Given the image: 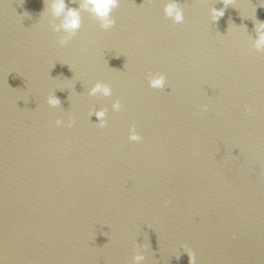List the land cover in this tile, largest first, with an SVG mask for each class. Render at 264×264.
<instances>
[{
  "label": "water",
  "instance_id": "1",
  "mask_svg": "<svg viewBox=\"0 0 264 264\" xmlns=\"http://www.w3.org/2000/svg\"><path fill=\"white\" fill-rule=\"evenodd\" d=\"M167 2L121 0L109 30L82 11L60 45L51 0H0V264H189L184 246L195 264H264V6L212 22L221 3L177 0L175 24ZM98 81L111 96L88 95Z\"/></svg>",
  "mask_w": 264,
  "mask_h": 264
},
{
  "label": "clouds",
  "instance_id": "2",
  "mask_svg": "<svg viewBox=\"0 0 264 264\" xmlns=\"http://www.w3.org/2000/svg\"><path fill=\"white\" fill-rule=\"evenodd\" d=\"M121 0H79V7L73 8L69 7L66 4V0H51L50 9L51 14L54 17L60 18L59 24H53L52 30L56 33H63L59 36L58 43L60 45L67 44L79 31L82 25V16L81 12H87L93 17L99 28L102 30H109L114 27L116 21L112 16L113 10L116 9ZM68 3H77V0H68ZM216 3H221L223 7L216 8L212 7L211 20L212 22H217L221 17H223L225 9L234 3V0H216ZM44 10L42 13H46L49 7L48 0H44ZM261 5L264 6V0H261ZM164 15L166 18H169L175 24H180L184 21L185 17L183 14L182 7L177 3V0H168L164 5L163 9ZM254 28L257 33V39L255 41V48L257 51L264 50V21L254 20ZM71 70V69H70ZM148 84L153 89L163 90L166 86V77L163 73L156 72L149 74L147 77ZM101 94L105 97L112 95V88L110 85L96 82L89 90L88 95L95 96ZM46 103L51 107H59L61 104L60 99L55 95V92L50 93L46 98ZM121 102L119 99H116L112 103V110L119 112L121 110ZM203 110L207 111V105H202ZM245 111L252 113L254 110L251 106L245 105ZM97 117L98 123L97 126L103 128L106 126V111L104 109H90L89 117L91 115ZM57 126L65 125L68 128H71L75 124V120L72 116H69L67 122L62 119H57L55 121ZM128 139L133 142L142 141V136L137 132L135 124L131 125L129 128ZM141 247H147L146 245H141ZM185 247V252L189 257V264H195V254L190 248ZM145 260V255L137 252L134 255L133 261L134 264H141Z\"/></svg>",
  "mask_w": 264,
  "mask_h": 264
}]
</instances>
